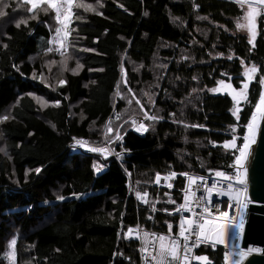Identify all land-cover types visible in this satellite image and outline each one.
Instances as JSON below:
<instances>
[{
    "label": "trees",
    "instance_id": "obj_1",
    "mask_svg": "<svg viewBox=\"0 0 264 264\" xmlns=\"http://www.w3.org/2000/svg\"><path fill=\"white\" fill-rule=\"evenodd\" d=\"M0 5V20L16 17L0 33V264L13 240L14 264H141L142 243L127 230L165 232L175 216L153 214L155 199L172 211L185 175L229 168L235 152L223 144L243 141L260 86L251 84L236 117L231 99L209 90L219 81L238 88L242 63L264 73V12L250 44L231 34L242 6L228 1L74 0L58 54L54 10ZM146 87L152 106L123 101ZM145 113L156 119L127 131ZM110 126L124 135L120 162L69 152L75 140L103 147ZM128 172L149 193L147 207L128 192ZM157 175L172 176L174 190L154 189ZM196 256L207 261L193 264H224L221 246L199 245Z\"/></svg>",
    "mask_w": 264,
    "mask_h": 264
},
{
    "label": "snow or ice",
    "instance_id": "obj_2",
    "mask_svg": "<svg viewBox=\"0 0 264 264\" xmlns=\"http://www.w3.org/2000/svg\"><path fill=\"white\" fill-rule=\"evenodd\" d=\"M238 3L241 4L243 7L244 5H247V10L244 15V19L246 21H249L250 23H254L255 20V15L258 14V11L260 9V6L264 5V0H237ZM0 3H2V0H0ZM24 3H29L31 4V8L28 9V11H33L36 8H41L43 11H47L48 9H52L56 13V20L58 22H63L62 21V14H63V19L67 20L70 18V16L73 14L72 9L74 6V0H24ZM47 5L46 8H44V5ZM76 7H85L86 10L90 9L91 6L87 5H75ZM6 13L3 10H0V16H4ZM33 19L35 17H32ZM79 18V17H78ZM20 23H26V21L21 20L19 23H17V27L20 26ZM67 27V25H65ZM238 28H246L248 27V24H238ZM251 31V29H249ZM62 32L61 28L56 29L57 36L60 37V34ZM65 35H67L65 33ZM254 39V35H253ZM249 43H252V40L249 41ZM254 46V45H253ZM51 51V49H50ZM54 63V61H53ZM257 71L255 67H252L250 69H246L245 75L251 79V74H254ZM264 83V80L261 81ZM222 83V82H221ZM231 87V85H229ZM248 88V84L245 83L243 85L242 92L244 94V98L246 99V90ZM212 91H216V89H213ZM139 104V101H136ZM131 103V100L129 101ZM256 113L261 114V119H264V93L261 94L259 102L256 105V112L253 113L252 117L250 118V121L247 125H245L246 128V134L243 137V144L241 146L236 145V139L233 138L232 141L226 142L223 147L226 149H231L234 151L239 152V156L236 158L235 165L240 168L244 169V161L247 159L249 155V150H250V145L252 143H255L256 140V133L258 126L256 125V120H257V115ZM234 115L236 114L235 112L233 113ZM145 118L146 119H156L155 116H148L147 113H145ZM7 119V117H5ZM239 119V117H237ZM140 128H144V125L141 124L139 125ZM146 130V129H145ZM111 131V129H109ZM119 138V137H118ZM80 146H85V142L83 141H77L76 142ZM88 150L90 151H96V152H101L104 153L106 150L102 147H90ZM37 172H39V169H37ZM246 172V169H245ZM175 176V173L172 174ZM217 177H221L222 179L226 181H232L233 177L225 174L224 172L217 171L215 173ZM160 176L157 175L156 180L157 183L160 181ZM199 179L201 181V184L205 185V191H206V199L209 204L212 203L211 197L213 194L217 196H225L228 195L229 199H233L229 193L236 191L239 192L240 190L234 189L232 183L227 184V191L223 190L222 188L218 187L216 183H213L211 186H206L204 182V178H192L189 177V180L191 181L192 184L196 183V180ZM236 182L239 184H244L245 181L243 179H240L239 177L236 178ZM171 187V185H169ZM189 193L194 197L195 192L192 191L191 188L185 190V203L180 205L176 211L179 212L183 210L184 212H192V201L189 200ZM139 196V193L137 194ZM59 199H64V197H59ZM238 202V201H237ZM199 206V204H197ZM203 213H208V216H211V213L207 207L203 208V212L199 215V221L193 220L190 218H185L181 217L180 223H179V233L178 236L183 239L184 244H183V250L185 253H190L192 251L191 248L188 247V241L191 237V235L196 236V246L199 245L200 242H203L204 240H207L209 238L208 234L209 233H215L216 234V240L215 243H223V236L224 233L228 230L227 225L225 223H217V220L220 221H226L228 217L227 212H223L220 214L219 217H212L211 219L207 218ZM192 215L195 216L197 215L195 212H192ZM232 227H236V225H232ZM169 228V233L172 231V225H168ZM129 233L132 232V229L128 230ZM147 233H145V239L147 238ZM156 241H158V259L156 257H153L155 264H173L174 261L180 260V264H188V256L184 255L182 258L180 257L179 253L181 250V244L180 240L173 238L171 235L165 236V235H159L156 236ZM15 240L11 242V245L14 247L15 245ZM146 247L142 249V251H146ZM252 251H258L255 249H249L248 252ZM14 252L12 253V257L14 258ZM248 255L246 252H240V261L244 259V257ZM198 261H207V257L204 256H196L194 257ZM240 261H236L235 264H240Z\"/></svg>",
    "mask_w": 264,
    "mask_h": 264
},
{
    "label": "built area",
    "instance_id": "obj_3",
    "mask_svg": "<svg viewBox=\"0 0 264 264\" xmlns=\"http://www.w3.org/2000/svg\"><path fill=\"white\" fill-rule=\"evenodd\" d=\"M220 1H228L230 3H234V4H238L241 5L240 3L237 2V0H220ZM261 9L259 10H264V5L260 6ZM64 47V43L63 41H61V45L58 46L56 49V52L58 54L61 53L62 49ZM116 114L113 112L110 115V118L112 116V121H117L118 117L115 116ZM110 120V119H109ZM134 124L138 125L136 122V119L133 118ZM143 121V120H142ZM142 123V122H141ZM124 135L122 137V139L120 140V144L119 146L122 147V151H124V141H123ZM78 140L72 141L69 145V152H71L72 154H83V155H98L100 157H109L110 155H116L119 157L117 158V161L120 162V153H123L122 151H120L118 148L117 149H113L111 147H109L106 142L104 143L103 147L106 151L104 153L101 152H96V151H90L88 150L90 147H86L83 148L82 146L78 145L76 142ZM83 142H86V140H81ZM91 146V145H90ZM94 147V146H91ZM120 152V153H118ZM125 152V151H124ZM108 153V155H106ZM115 157V156H114ZM102 173V170H97L96 171V175H100ZM127 177H128V182H127V187H128V192L131 195H137L139 193L138 196V206L141 208H145L148 206L149 203V193L141 188V183L138 182L135 178L131 177L130 173H127ZM188 175H185L183 177V185L181 187V189H179V200L177 203V207L173 210H175L171 215V216H176V209L185 203V190L191 188L192 191L195 192V196L193 197L191 195V193H189V200L192 201V212H195L197 215L193 216L192 212H184L183 210L179 211L180 216L177 217L176 222L173 223V221L169 222L166 226V231L165 232H157V231H152V230H146L144 231L145 233H147V238H146V251H142L141 252V264H151L149 263L151 261V257H152V253L154 251V249L156 247H158V241H156V236L159 235H171L173 238L179 239L180 240V244H181V250H180V257L182 258L184 255L188 256V264H192L193 263V259H194V254L196 249L198 248V246H196V236L195 235H191L189 241H188V247L192 249V251L190 253H185L183 250V244L184 241L182 238H180L178 236L179 233V223L181 220V217H185V218H190L193 220H197L199 221V215L203 212V208L207 207L211 213V216H208V213H203L207 218L211 219L212 217H219L221 213L223 212H227L228 213V217L226 221H220L217 220L218 223H222V222H229V223H235L236 227H232L231 225L227 224L230 230H234V233L236 232V230H238V227L240 226V228L244 227V223L246 221L247 218V211L248 210V205H249V200H248V191H247V187L245 185L243 190L240 191L239 195H240V201L239 202H234L232 199L230 200L228 197V195L225 196H217L215 194H213V196L211 197L212 199V203L209 204L207 202L206 199V191H205V185L201 184V181L199 179L196 180L195 184H192L191 181L189 180ZM203 177L204 178V182L206 184V186H211L213 183H216L218 187L222 188L223 190L227 191V182L225 180L219 179L217 178V176L215 175H200L197 177H192V178H200ZM160 181L159 183H157V180L155 179V181L153 182V188L156 189L157 191L159 190H170L173 191L174 190V186L171 183V180L169 179L170 176H160ZM236 178L237 175L235 174V177L232 180V185L234 189H239L242 187L236 182ZM169 185H171V187H169ZM236 192V191H234ZM232 196V195H231ZM246 203V204H245ZM197 204H199V206H197ZM237 205V211L236 214H234L233 212V207L229 206V205ZM243 205H245V208H243ZM160 208V206H158V201L157 198L155 199L154 203L150 206V210L153 213H158V212H162L163 214L168 215V213L170 211L167 210H161L158 209ZM216 221V222H217ZM171 224L172 225V231L171 233H169V228L168 225ZM131 229V228H129ZM128 229V230H129ZM127 230L126 232V236H128L129 238H136L137 241H140V232L138 233L139 229L138 228H134L132 229V232L129 233V231ZM141 231V230H140ZM243 231V229H242ZM239 237V236H238ZM240 240V238H239ZM239 240L237 241L239 244ZM141 243V241H140ZM142 247V246H141ZM142 249H144L142 247ZM175 264H180V260H176L174 261Z\"/></svg>",
    "mask_w": 264,
    "mask_h": 264
},
{
    "label": "rangeland",
    "instance_id": "obj_4",
    "mask_svg": "<svg viewBox=\"0 0 264 264\" xmlns=\"http://www.w3.org/2000/svg\"><path fill=\"white\" fill-rule=\"evenodd\" d=\"M27 4H29V3H27ZM1 6L2 5H0V8H1ZM29 6L31 7V4H29ZM239 9L241 10V15H240V17L237 20H235V22H234V31L231 34H237V35L244 36L246 38V40H247L248 43H249L250 40H252V43H253L254 40L258 36V28L257 27H258L259 17L261 15V12L263 13L264 11L259 10L258 11V14L255 15L254 23H250L249 21H246L244 19V15H245V12L247 10V5H244V7H239ZM54 14L56 16V13H54ZM14 19H16V17H14L12 19L11 18H2L0 20V33L2 32L3 27L7 23H9L10 21H13ZM62 21L63 22L61 23V22H58L56 20V22H58V26L56 27V29L57 28H61L62 29V32L60 34V37L57 36L56 29H54L53 32L50 35V38H49V42H50V45H51L50 48L52 50H54V51L57 50L56 47H58V46L61 45V41H65L68 38V26H69L70 19L64 20L63 19V14H62ZM238 24H248V27H246V28H238L237 27ZM65 25H67V27H65ZM249 29H251V31ZM50 30L51 29H49V31ZM65 33L67 35H65ZM253 35H254V39H253ZM252 43H250V44H252ZM64 47H65V44H64ZM211 57H213L215 59H219L221 56L218 54V55H213ZM54 63H55V65H62V64H60L57 61H55ZM252 67H255L257 69V71L254 74H251L250 73L251 79L249 80V78L245 75V71H246V69H250ZM58 71L60 72L61 75L63 74V70H62L61 67L58 69ZM61 78L62 77H60L59 80H61ZM241 78H242V80H241V82L238 83V88H235L230 82H227V81H219L217 83V85L211 87L210 90H209V92L212 95H226V96H228L231 99L232 105H233L232 115L234 117H236L238 115V113L240 112V110L242 108L241 104L244 103L245 100H246L244 98V94L242 92L243 85L245 83L248 84V88L246 90H244V92H246V97H247V94L250 92L251 84H253V83L254 84L255 83L258 84L260 86V91L264 88V83L261 82L262 80H264V73L262 75H259V70H258V66L257 65H253V64L250 65V64H244V63H242V65H241ZM229 85H231V87H229ZM213 89H216V91H212ZM152 90H154L153 87H146L144 90H141L139 92V94L136 95V94H134V92H132L131 90L128 89L129 95L128 96H125L123 98V101L126 103V105L131 106L133 109H135L138 106L141 108V107H143L145 105H148V104H149V106H152V98H151V95L149 94V92L152 91ZM130 100H131V103H129ZM44 101H46V100L42 99L41 101H39V104H40V107L41 108H43L44 105H45L44 104ZM136 101H139V104ZM256 105H257V103H256ZM256 105H255V107H256ZM234 112L236 113L235 115L233 114ZM148 116H150V115L148 114ZM133 118L136 119V122H137L138 125H135L134 124ZM142 120L143 121H146L145 116L132 115L125 122V123H129V125H130V128H128L127 131H131V130L138 129L139 128V125H141V122H143ZM115 122L116 121H112V116H111L110 121H109V125L115 124ZM107 129L108 130L111 129V131H108L107 134L108 135H112V137L110 138V140H108L106 142V144L109 147L113 148V149H117L118 148L120 151H122V147L119 146L120 140L123 137V134H121V132L119 131L120 128H118L114 132V134L112 133V127L111 126L108 127ZM105 131H106V127H104V129H103V132H105ZM245 132H246V128H245ZM234 138L237 140V137L236 136H234ZM242 144H243V141H242L241 145ZM223 150L225 152H229V153H234L235 152V153H234L233 161L231 162L229 168L224 169V170H222L220 172H224L225 174H227V175H229V176H231V177L234 178L235 177V174L238 175L237 168H236V165H235V161H236V158L239 156V152L234 151V150H231V149H226L224 147H223ZM124 151H122L123 153H120L121 156H126L127 150L124 149ZM106 155H108V153ZM116 157H119V156L110 155L109 157H101V158L104 159V160L115 159L117 161V158ZM213 175H215V173ZM188 176H190V177H197V176H200V175H192V174H189ZM217 178L222 179L221 177H217ZM169 179L172 181V176H170ZM222 180H224V179H222ZM226 182L227 183H232V181H226ZM240 186H242L240 188V191H242L243 188H244V186L243 185H240ZM237 190H239V189H237ZM240 191L239 192H234L233 191V192L229 193V195H232V197H233L232 200L234 202H237V201L239 202L240 201V198H241L240 195H239ZM226 197L229 198V196H226ZM157 200H158V198H157ZM174 211L175 210L170 211L168 213V216L173 215L172 213ZM158 213L163 214L162 212H158ZM153 214H156V213H153ZM178 216H180V214H179V212L176 211V216H175V220H173V223L176 222V219H177ZM217 223H218V221H217ZM222 223H225V222H222ZM225 224L226 225L229 224L231 226L232 225H236L235 223H229V222H226ZM227 228H228V230L224 233V236H223V243H215V240H216V234L215 233H209L208 234L209 238L207 240H204L203 242H200L199 243V245H203V246H206V245H215V246H221V247H223V249H224V264H227L226 254L229 251L228 248L231 245H232L231 247H234L235 246V248H239V244L237 242L239 240V237L236 236V234L234 233V230H230L229 229L228 225H227ZM152 231H154V230H152ZM139 232H140V238L142 239V240L140 239V241L142 243L143 248H145L146 247L145 232L144 231H140V229H139L138 233ZM157 232H160V231H157ZM12 253H13L12 252V245H10V251H8L7 254H6L7 261H8L7 264H14V262H15V259L12 257ZM153 257H156L157 259L159 258L158 257V247H156L154 249L153 253H152L151 261L149 262L151 264H155V261H154ZM194 262L204 263L206 261H198V260H196L194 258ZM173 264H175V262H173Z\"/></svg>",
    "mask_w": 264,
    "mask_h": 264
},
{
    "label": "water",
    "instance_id": "obj_5",
    "mask_svg": "<svg viewBox=\"0 0 264 264\" xmlns=\"http://www.w3.org/2000/svg\"><path fill=\"white\" fill-rule=\"evenodd\" d=\"M262 93L264 88L260 91L259 99ZM254 112L256 107L250 118ZM257 126L256 140L249 150L245 176L238 174L237 177L245 181L242 185L247 187L250 201L239 247L243 250L255 248L258 251L250 252L241 264H264V119H261V115ZM86 147H91L88 142L83 146Z\"/></svg>",
    "mask_w": 264,
    "mask_h": 264
},
{
    "label": "bare ground",
    "instance_id": "obj_6",
    "mask_svg": "<svg viewBox=\"0 0 264 264\" xmlns=\"http://www.w3.org/2000/svg\"><path fill=\"white\" fill-rule=\"evenodd\" d=\"M256 115H257V120H256V125L258 124V121H259V118H260V113H256ZM247 131V130H246ZM252 145V144H251ZM251 145H250V147H251ZM249 156V155H248ZM247 160H248V157H247V159L244 161V169H240V168H238L237 166H236V168H237V173L238 174H241L243 177L245 176L244 175V173H245V169H246V166H247ZM241 170V171H240ZM249 200V199H248ZM250 202V201H249ZM246 204V203H245ZM229 206H232L233 207V212H234V214H236V211H237V205H229ZM243 208H245V205H243ZM245 212H247V211H245ZM241 226V225H240ZM240 226L238 227V230H236V232H235V234H236V236L238 237L239 236V238H241V236H242V229L243 228H240ZM232 246V245H231ZM229 247L228 249H229V251H228V253L226 254V259H227V264H235V262L236 261H240V256H239V254H240V252H246V253H248L249 254V252H248V250L249 249H255V248H249V249H241L240 247L239 248H235V246L234 247ZM256 250V249H255ZM254 252H256V251H252L251 253H254ZM247 257V255L244 257V259ZM243 259V260H244ZM243 260L242 261H240V264L243 262Z\"/></svg>",
    "mask_w": 264,
    "mask_h": 264
}]
</instances>
